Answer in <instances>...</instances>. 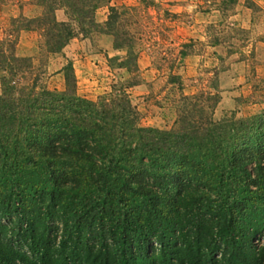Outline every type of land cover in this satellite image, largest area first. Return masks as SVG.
I'll return each instance as SVG.
<instances>
[{
	"label": "trees",
	"instance_id": "1",
	"mask_svg": "<svg viewBox=\"0 0 264 264\" xmlns=\"http://www.w3.org/2000/svg\"><path fill=\"white\" fill-rule=\"evenodd\" d=\"M199 1L222 13L237 4ZM36 2L41 15L10 19L0 39V264H264V109L215 120L219 96L183 95L170 75L173 122L144 128L126 92L135 82L83 99L69 62L62 90H47L32 58L16 55L17 34L39 30L45 52L58 54L100 28L93 13L108 0ZM107 11L102 33L125 53L117 66L134 73L122 14Z\"/></svg>",
	"mask_w": 264,
	"mask_h": 264
},
{
	"label": "rangeland",
	"instance_id": "2",
	"mask_svg": "<svg viewBox=\"0 0 264 264\" xmlns=\"http://www.w3.org/2000/svg\"><path fill=\"white\" fill-rule=\"evenodd\" d=\"M236 1L231 10L222 13L217 4L199 0H152L148 7L139 0H108L93 13L100 28L87 36L76 33L60 53H46L36 29L17 34L15 53L32 58L40 73L38 83L47 90H62L59 70L69 62L77 96L91 101L107 96L112 85L131 79L136 85L126 92L139 114V126L144 128L166 129L173 122L172 104L178 91L168 84L170 75L180 78L183 95L210 92L219 99L225 93L238 95L226 96V104L216 105L215 120L248 117L243 114L248 113L250 102H262L254 114L264 109V0ZM249 4L252 9L247 8ZM108 7H116L122 14L118 31L132 37L134 73L117 66L125 53L114 50L112 39L102 33ZM42 11L36 0H0V39L9 37L10 19L34 18ZM55 17L66 21L61 9L55 11ZM50 236L56 244L58 235L55 239L53 233ZM9 239L17 237L11 234ZM254 243L258 245L259 240ZM22 251L29 255L26 248Z\"/></svg>",
	"mask_w": 264,
	"mask_h": 264
},
{
	"label": "crops",
	"instance_id": "3",
	"mask_svg": "<svg viewBox=\"0 0 264 264\" xmlns=\"http://www.w3.org/2000/svg\"><path fill=\"white\" fill-rule=\"evenodd\" d=\"M226 96H234V98L236 97V96H238V95H229V93H225L224 95H222L221 97H220V99H219V102L217 103V107L221 104V103H224V104H226V102H227V98H226ZM239 103H242V101H240ZM241 105H244V104H241ZM249 106L248 107H246V110H247V112L248 113H244L243 114V116H249V115H252V114H254L255 112H256V110L257 109H259V108H261L262 106V102H253V103H249L248 104Z\"/></svg>",
	"mask_w": 264,
	"mask_h": 264
}]
</instances>
